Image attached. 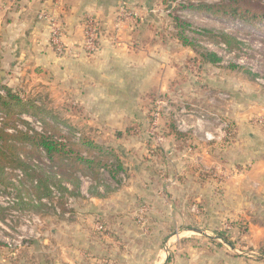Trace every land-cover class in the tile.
Returning <instances> with one entry per match:
<instances>
[{
  "label": "rangeland",
  "instance_id": "rangeland-1",
  "mask_svg": "<svg viewBox=\"0 0 264 264\" xmlns=\"http://www.w3.org/2000/svg\"><path fill=\"white\" fill-rule=\"evenodd\" d=\"M137 1L133 6L120 2L111 28L94 16L82 21L83 36L87 21L100 34L98 51L89 58L105 48L151 51L153 78L134 90L131 119L96 118L94 108L70 98V90L52 88L49 74L42 76L35 65L4 66L0 56V93L10 88L50 123L52 132L67 128L68 134L62 133L67 141L89 140L108 163L97 180L77 172L62 184L52 179L50 167L35 162V169L46 170L38 173L43 188L36 194L43 197L32 199L34 206L26 210L17 208L18 196L31 190L25 178L36 177L34 169L16 170L25 174L22 180L14 171L13 187L0 175V264H38L37 258L59 264L61 248L49 256L44 243L54 232V241L69 245L77 256L85 250L86 235L104 242V251L96 254L101 261L91 264H178L193 246L226 244L219 237L248 251L241 236L245 217L234 213L255 189V146L264 142V23L218 19L192 9L226 0ZM249 2L264 12V0ZM122 37L130 41L124 45ZM82 42L72 45L63 37L67 54L60 55L78 58ZM213 55L220 62H213ZM21 118L35 131L43 129L35 118ZM85 180L91 183L89 199L81 194ZM51 183L60 188L52 187L48 198ZM23 217L43 225L35 228L40 238L26 233L20 247ZM100 224L103 230L97 229Z\"/></svg>",
  "mask_w": 264,
  "mask_h": 264
},
{
  "label": "crops",
  "instance_id": "crops-1",
  "mask_svg": "<svg viewBox=\"0 0 264 264\" xmlns=\"http://www.w3.org/2000/svg\"><path fill=\"white\" fill-rule=\"evenodd\" d=\"M121 1L0 0V56L4 57L1 60L2 65L16 66V69L35 65V69L42 76L49 74L52 88L70 90V98L89 109L94 108L92 111L96 118L131 119L134 110L131 104H135L136 96L134 90L141 86L146 87L153 78L151 51L142 54L118 47L114 50L102 49L94 55L95 58H89L82 50H78V58L62 56L50 46L49 26L41 18L43 14L59 18L64 29V40L77 45L81 44L83 38V19L94 16L101 26L111 28L115 21V10ZM127 1L132 6L139 3L137 0ZM130 39L122 37L123 44ZM12 58L17 62L5 63ZM249 137L254 139L252 133ZM255 150L258 159L252 165L258 179L253 182V187L257 191L249 189L244 197L245 203L234 213L245 217V225L240 227L246 230L241 236L243 240L246 239L242 242L247 244L248 251H238L236 246L219 237L226 244L222 246L217 241L218 247L210 243L208 249L193 246L187 254L179 256L178 264H264V142L259 141ZM90 184L85 180L81 192L88 199ZM56 235L54 232L52 239L44 243L49 245V256L54 255L58 247L61 248L62 261L59 264H91L92 261H101V256L96 254L100 249L104 251V242L86 235L81 245L85 250L77 256L69 245L56 243ZM37 261L38 264H45L39 258ZM110 264L119 263L111 261Z\"/></svg>",
  "mask_w": 264,
  "mask_h": 264
},
{
  "label": "trees",
  "instance_id": "trees-1",
  "mask_svg": "<svg viewBox=\"0 0 264 264\" xmlns=\"http://www.w3.org/2000/svg\"><path fill=\"white\" fill-rule=\"evenodd\" d=\"M224 5L200 4L192 6L195 12L212 14L218 19H240L247 24L264 23V12L259 11L249 2V0H226ZM225 38V37H224ZM225 40V39H224ZM75 45V44H74ZM213 62H220V59L213 55ZM0 93V114L2 121L0 125V175L4 181H9L14 176V171L21 170L26 173V169L32 170L36 177L25 180L30 182V191H24L18 196V209H25L26 205H33L32 199H41L43 196L38 191L43 188L40 174L45 172V168L37 166L35 162H43L52 171V179L62 184L64 181L75 178L74 174L91 175L95 180L100 176L102 168H107V162L103 158L104 154L99 151L89 140L80 142L67 141V137L62 135V131L55 128L53 132L51 125L46 119H42L39 114L29 109V104L13 93L8 87H2ZM22 116H30L40 121L43 125V132H37L30 128ZM24 125L26 130L20 129ZM99 152L94 155V152ZM85 154V157L83 156ZM38 163V164H39ZM27 170V171H28ZM42 171V172H41ZM37 181V184H35ZM51 183L47 187V197L52 195V187H59V184ZM10 185H14L10 182ZM1 192V191H0ZM37 193V194H36ZM23 195L24 198L22 197ZM29 198V201H25ZM26 210V209H25ZM223 240L227 239L220 237ZM3 245L0 244V247ZM264 247V246H263Z\"/></svg>",
  "mask_w": 264,
  "mask_h": 264
},
{
  "label": "built area",
  "instance_id": "built-area-1",
  "mask_svg": "<svg viewBox=\"0 0 264 264\" xmlns=\"http://www.w3.org/2000/svg\"><path fill=\"white\" fill-rule=\"evenodd\" d=\"M41 18L46 20L49 26L50 30V40L51 43L53 44L55 50L60 54H67L66 49L63 48L62 44V39H63V29H62V23L54 16L43 14L41 15ZM99 37L100 34L96 30V27L92 21H87V24L85 25L84 29V36H83V47L77 49V54L78 50H82L84 53L87 55L89 54H94L98 51V45H99ZM68 53L71 54V48L68 47ZM2 116V115H1ZM2 117H0V125H1ZM38 125L41 126V123L38 122ZM20 128V127H19ZM21 129V128H20ZM26 130V129H25ZM37 132H43L42 127L40 129H37ZM63 134H68V129H63ZM80 134H76V137L80 138ZM17 175V178L19 180H22L24 177L23 173L21 171H16L15 172ZM35 184H37V181H35ZM3 199V196L0 195V200ZM17 214V213H16ZM19 216H22L18 213ZM30 217H27L26 219L23 217L21 221L23 222L22 227L19 229V233L21 234L20 236H17L19 238L18 244H20V247L22 246L21 244L24 243V241L28 240V237L26 236V233H30L32 237L35 238H40V234L35 231V228L38 226L43 225L42 221L40 219H33L32 221H29ZM98 230H103V226L100 224L97 226ZM11 246V245H9Z\"/></svg>",
  "mask_w": 264,
  "mask_h": 264
},
{
  "label": "water",
  "instance_id": "water-1",
  "mask_svg": "<svg viewBox=\"0 0 264 264\" xmlns=\"http://www.w3.org/2000/svg\"><path fill=\"white\" fill-rule=\"evenodd\" d=\"M199 233H202L201 231H198Z\"/></svg>",
  "mask_w": 264,
  "mask_h": 264
}]
</instances>
